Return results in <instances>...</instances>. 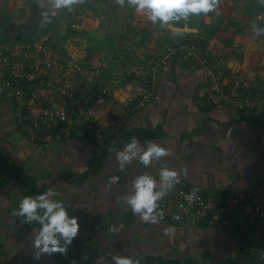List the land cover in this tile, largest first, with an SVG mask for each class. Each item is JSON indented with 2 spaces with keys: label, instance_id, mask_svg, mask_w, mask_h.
<instances>
[{
  "label": "crops",
  "instance_id": "0c3cea01",
  "mask_svg": "<svg viewBox=\"0 0 264 264\" xmlns=\"http://www.w3.org/2000/svg\"><path fill=\"white\" fill-rule=\"evenodd\" d=\"M260 12L259 24L264 27V6ZM230 22H241V32L222 28L215 36L201 26L202 33H193V38L206 43L224 83L233 86L253 77L249 81L252 88L257 86L253 92L257 93L264 88V35L253 33L245 15ZM163 31L169 35L157 42V49L172 41H185L186 34L193 35L183 32V37L172 30ZM3 41L10 40L2 39L0 43ZM86 55L92 65L89 51ZM105 55L100 51L97 56L100 66H88L95 82L91 88L86 86L85 96L90 109L107 127L119 120L114 147L111 142L101 148L85 141L86 132L81 130L40 152L16 127L11 102L0 103V154L8 165L0 169V255L12 264H66L78 249L81 260L89 264H97V260L100 264H115L112 257L116 255L146 264H227L240 259L244 253L236 228L190 227L164 220L145 223L130 211L124 197L134 193L131 181L138 175H150L159 185L163 165L178 172L180 182L176 185L188 189L205 193L257 189L264 183V109L247 117L224 105L210 95L212 82L202 77L198 66L183 61L160 73L149 105L132 115H123L126 104L138 101L140 74L144 75L149 66H125L117 58L106 61ZM128 71L133 73L128 75ZM133 137L141 144L146 140L158 143L171 149L173 155L147 169L137 158L121 171L114 152L122 150ZM22 176L36 179L37 188L48 185V189H54L58 195L50 198L60 200L70 216L78 219V243L73 240L62 258L56 253L34 259L31 240L40 226L22 223L12 215L25 197L17 184ZM111 176L119 180L108 185ZM235 219L241 216L237 214Z\"/></svg>",
  "mask_w": 264,
  "mask_h": 264
},
{
  "label": "built area",
  "instance_id": "2783aa9c",
  "mask_svg": "<svg viewBox=\"0 0 264 264\" xmlns=\"http://www.w3.org/2000/svg\"><path fill=\"white\" fill-rule=\"evenodd\" d=\"M56 33L57 29H51L43 37L0 43V103L11 102L16 123L40 152L80 134L81 130L86 132L85 141L103 148L118 135L120 122L116 120L107 127L90 109L89 98L82 90L92 76L84 67L87 60L67 51L62 41L58 47L54 46ZM202 45L167 44L162 49H152L149 67L144 75L140 74L142 84L138 102L134 106L126 104L123 115H132L153 101L158 77L173 59L198 66L202 77L212 82L210 95L218 97L224 105L246 115L264 109V88L252 97L250 92L257 88H252L249 81L253 77L228 86L209 59L208 49ZM24 108L29 111L28 116L24 115ZM62 124L67 126L60 129ZM41 129H44V136L38 134ZM192 191L175 185L159 202L162 220L190 227L236 228L243 253L253 256L259 253L264 260V183L252 191L205 193L195 190L197 198L189 204L186 196ZM237 214L240 220L235 219ZM259 244L262 247L256 246ZM0 264L12 263L0 255Z\"/></svg>",
  "mask_w": 264,
  "mask_h": 264
},
{
  "label": "clouds",
  "instance_id": "9594fccd",
  "mask_svg": "<svg viewBox=\"0 0 264 264\" xmlns=\"http://www.w3.org/2000/svg\"><path fill=\"white\" fill-rule=\"evenodd\" d=\"M86 0H47V6L52 16L60 10L71 12L77 5L84 4ZM120 7L128 6L138 14L143 15L153 25L169 28L190 17H199L215 12L219 15L221 0H115ZM264 6V0H258ZM51 9V10H50ZM49 11L42 12V24L50 23ZM54 28V27H53ZM58 27H56L57 29ZM55 30V29H52ZM255 35H264V27L252 24ZM173 34L182 35L179 27L172 28ZM65 39V38H64ZM63 40V39H62ZM173 155L172 150L158 143L146 140L141 144L136 138H131L122 150L114 152L115 161L119 163L121 171L131 165L138 158V163L144 168H150L155 162ZM119 177L111 176L108 185L117 183ZM179 175L174 169L163 165L159 172V187L157 180L147 174L136 176L132 181L134 193L125 195L124 199L130 211L136 214L145 223L157 224L163 219L160 201L178 184ZM58 193L54 189L37 194L25 196L19 203L18 209L12 215L21 219L22 223L32 224L34 221L40 225L31 240L33 258L39 260L42 255L59 253L65 255L74 238L80 231L78 219L70 216L67 207L60 200L51 199ZM197 198L196 191L186 196L189 204ZM116 229H113L115 231ZM170 229H166V232ZM102 259V258H101ZM115 264H139L138 260L121 255L113 256ZM100 264V260H97Z\"/></svg>",
  "mask_w": 264,
  "mask_h": 264
},
{
  "label": "rangeland",
  "instance_id": "374dc122",
  "mask_svg": "<svg viewBox=\"0 0 264 264\" xmlns=\"http://www.w3.org/2000/svg\"><path fill=\"white\" fill-rule=\"evenodd\" d=\"M84 4H86L84 8L81 7L68 19V36L63 38L62 42L67 51L77 54L81 59H83L82 55L89 51L93 57L92 66L101 65L97 59L100 51L106 52L104 58L109 62H114L117 58L122 63L125 62V66H131V64L146 66L153 52L152 49H157V42L169 35L159 25H153L134 9L128 6L120 7L115 0H86ZM261 7L263 6L258 0H221L219 15L215 12L204 15L203 23L200 22L202 15L190 17L186 22L191 23L190 28L203 26L209 33L217 36L216 31L224 28V24L232 18L237 20L238 15L239 17L245 15L250 24L256 23L260 26ZM254 10L256 13L249 17ZM44 11L34 0H0V42L2 39H8L9 44H12L14 39L25 40L30 38V35H36L37 38L43 37L53 27H58L57 21L51 14V22L42 24ZM181 26L183 27L184 24ZM181 36L186 37V35ZM132 73L128 71V75ZM94 76L93 74L88 82H85L88 88L94 84Z\"/></svg>",
  "mask_w": 264,
  "mask_h": 264
},
{
  "label": "trees",
  "instance_id": "16d2710c",
  "mask_svg": "<svg viewBox=\"0 0 264 264\" xmlns=\"http://www.w3.org/2000/svg\"><path fill=\"white\" fill-rule=\"evenodd\" d=\"M87 4V3H86ZM86 4H81V5H77L71 12H69V15H68V19L70 18V16H71V14H74V12H76L77 10H79L81 7L82 8H84L85 6H86ZM224 28L226 29V30H234V32H241L240 31V26L238 25V24H236V23H234V22H230V23H226L225 25H224ZM187 35V39L185 40V41H181V42H179V41H172L171 43H169V44H174V45H176V44H181V43H197V44H201L202 45V43H204V45H202V46H205L206 47V43L205 42H202L200 39H198V38H193V36L191 35V34H186ZM71 36H72V34H71ZM199 37V36H198ZM66 38V37H65ZM164 47V46H163ZM163 47H158V49H162ZM86 60H87V62L85 63V65H84V67L85 68H88V66H92L91 65V61H90V59H87V55L85 54V55H82ZM151 56V55H150ZM149 56V57H150ZM209 56H210V54H209ZM209 59L211 60V56L209 57ZM178 61L177 60H172V62H171V65L170 66H172V64H174V63H177ZM179 63V62H178ZM87 88H86V86H82V90L84 91V93H85V90H86ZM254 91H251L250 93H251V95H252V97L253 96H256L260 91H257V93H253ZM138 102V101H137ZM136 102V103H137ZM135 103V104H136ZM135 104H128V105H131V106H134ZM13 108V107H12ZM23 113H24V115L25 116H28L29 115V111L26 109V108H24L23 109ZM253 113H255V112H253ZM253 113H251V114H248L247 115V117H249V115H252ZM13 117H14V121H15V124H16V127L18 128V130H19V132L23 135V136H25L29 141L31 140V137L28 135V134H26V133H22V131H21V128H20V126L18 125V123H16L17 122V120H16V117H15V109H14V111H13ZM67 125L66 124H62L61 126H59V128L60 129H63V128H65ZM58 128V129H59ZM43 131H44V129L42 130H39V132H38V134L40 135V136H44V133H43ZM89 137V136H88ZM71 138H72V136H71ZM117 136H114L113 138H112V141H111V146H115V144H116V142H117ZM30 142H32V141H30ZM32 143H34V142H32ZM8 167V165H7V163L6 162H4V158L2 157V155L0 154V169H6ZM1 173H2V170H0V175H1ZM1 177V176H0ZM35 182H36V179H34V178H31V177H19V179H18V181H17V184H18V188L21 190V191H23L24 192V196H36L37 194H40V193H43V192H45V191H47L48 190V188H49V186L47 185V186H45V185H42V186H40V187H36V184H35ZM226 193V192H225ZM224 193V194H225ZM34 225H35V227H37V226H40L39 224H38V222H35L34 221ZM74 241L76 242V240H75V238H74ZM76 243H78V242H76ZM256 246H258L259 248H260V246L262 247V245L261 244H259V245H256ZM78 249V248H77ZM79 249H78V251L75 253V256H74V258H72L71 259V261H69V262H67L66 264H89V263H87V262H83L82 260H81V258H80V254H79ZM259 253H257L256 255H248V254H242V257H240V259H238V260H232V261H229L227 264H264V260H262L261 259V256L260 255H258ZM59 256L61 257L62 255L61 254H59ZM62 258V257H61ZM147 263V261L146 262H141V261H139V264H146Z\"/></svg>",
  "mask_w": 264,
  "mask_h": 264
},
{
  "label": "water",
  "instance_id": "95a60500",
  "mask_svg": "<svg viewBox=\"0 0 264 264\" xmlns=\"http://www.w3.org/2000/svg\"><path fill=\"white\" fill-rule=\"evenodd\" d=\"M35 1L45 11H49V7L47 6V0H35ZM49 14H51L50 11H49ZM68 15H69V11L65 9V10L58 11L55 14V16H53V18L58 23L57 33H56V36H55V40L53 42V45L56 46V47H58V45L60 44V42L62 41L63 38L68 36V32H69ZM181 24L182 23L179 22L178 24H174L171 27L166 28V29L172 30V28L179 27V28H181L183 30L184 33H202V29L201 28H198L196 26L190 28L189 25H191V23L184 22L183 24H185V26H183V27L181 26ZM53 29H56V28H53Z\"/></svg>",
  "mask_w": 264,
  "mask_h": 264
},
{
  "label": "flooded vegetation",
  "instance_id": "af4514ba",
  "mask_svg": "<svg viewBox=\"0 0 264 264\" xmlns=\"http://www.w3.org/2000/svg\"><path fill=\"white\" fill-rule=\"evenodd\" d=\"M35 1V0H34ZM36 2V1H35ZM37 3V2H36ZM38 4V3H37ZM39 5V4H38ZM40 6V5H39ZM41 9H42V7H41ZM50 15V14H49Z\"/></svg>",
  "mask_w": 264,
  "mask_h": 264
}]
</instances>
